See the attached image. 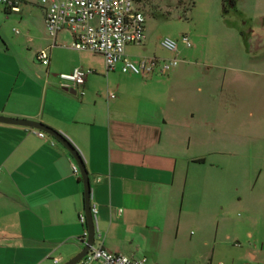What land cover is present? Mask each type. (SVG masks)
Wrapping results in <instances>:
<instances>
[{
  "label": "crops",
  "instance_id": "crops-1",
  "mask_svg": "<svg viewBox=\"0 0 264 264\" xmlns=\"http://www.w3.org/2000/svg\"><path fill=\"white\" fill-rule=\"evenodd\" d=\"M32 2L39 4L27 0L17 12L2 9L29 17L23 35L29 43L34 41L32 14L46 34L43 7L32 9ZM262 38L253 33L245 52L236 56L246 68L220 67L236 73L223 77L221 89L231 91L234 109L224 107L213 116L215 100L208 82L190 91L172 87L173 78L191 65L177 69L184 59L166 79L91 66L80 95L78 89L64 91L58 86L57 74L85 65L80 52L69 47L67 32L58 33L54 44L48 37L33 53L35 59L39 51L49 57L47 66L37 61L39 67L31 45L25 50L21 38H7L0 30V116L40 123L77 148L88 177L89 204L97 208L91 248L145 258L143 264H170L174 255H163L165 236L167 230H178L175 216L186 200H199L207 209L213 196L238 187L244 172L254 170L259 175L252 202L256 218L263 216ZM141 46H126L125 56L132 60L127 49ZM37 133L0 124V264H51L54 257L65 264L88 238L82 239L86 221L85 225L78 221V215H84V196L80 174L72 170L75 161L55 138L45 133L40 138ZM213 154L233 159L213 172V165L206 163ZM262 220L255 230H244L248 243L243 256L254 264H264ZM169 245L173 251L176 244Z\"/></svg>",
  "mask_w": 264,
  "mask_h": 264
},
{
  "label": "rangeland",
  "instance_id": "rangeland-1",
  "mask_svg": "<svg viewBox=\"0 0 264 264\" xmlns=\"http://www.w3.org/2000/svg\"><path fill=\"white\" fill-rule=\"evenodd\" d=\"M24 2L19 3V8L23 9L28 5L27 0ZM32 4V9H38L39 4ZM2 9L0 6L2 34L10 39L21 38L25 50L30 49L31 45L33 62L40 67L33 53L47 43L45 39L48 37L45 32L44 35L41 32L38 16L32 14L34 41L29 43L28 37L23 36L26 34L24 27L30 21L29 17L5 14ZM141 11L144 16L143 46L127 49L131 59H184L185 63L179 64L177 69L187 63L191 65L188 71L180 73L171 81L175 91H190L201 82H208L215 100L212 115L216 116L224 107L232 111L233 95L231 91L227 94L221 89L223 77L236 73H227L220 67L246 68L238 63L236 56L245 52L247 40L253 33L264 35V0H145ZM13 30L19 33L14 34ZM182 36L188 38L190 47L181 43ZM164 38L177 44V53L172 57L170 52L160 46V40ZM260 43L263 46L260 61L264 71L263 38ZM78 55L85 64L83 69L92 68L91 66L104 68L100 56L85 51ZM254 61L257 60L252 59L250 62ZM57 64L60 63L57 61ZM206 68L208 71H205ZM167 77L168 75L154 78ZM226 97L229 100L227 104L222 102ZM261 98H264V91ZM232 159L231 155L213 154L207 156L206 163L213 165L214 172L226 163L231 164ZM258 175V171L254 170L244 172L243 177H240L241 184L229 189L221 197L213 196L207 209L199 200L184 202L181 213L177 212L175 216L179 221L178 230H167L165 236L163 255H174L170 264H254L245 259L242 251L248 243L245 244L244 230H255L257 222L264 219V212L261 213V218H256L257 209L252 202L254 192L258 189ZM170 242L176 244L173 251ZM249 243L252 245L253 242Z\"/></svg>",
  "mask_w": 264,
  "mask_h": 264
},
{
  "label": "built area",
  "instance_id": "built-area-1",
  "mask_svg": "<svg viewBox=\"0 0 264 264\" xmlns=\"http://www.w3.org/2000/svg\"><path fill=\"white\" fill-rule=\"evenodd\" d=\"M43 7V23L47 36L52 40L60 32H67L70 37L69 47L78 52H90L100 55L106 71L119 68L122 74H131L144 78L166 76L179 63L177 57L169 59L143 58L132 61L125 56L126 46H140L144 41V16L141 11L145 0H36ZM19 0H0V6L6 13L17 12ZM181 43L190 47L188 38L181 37ZM160 46L170 53L177 52L175 41L164 38ZM36 60L43 66L49 64L45 51L36 54ZM91 71L80 67L69 73L57 74L58 86L64 91L80 90L85 78ZM113 98V95H110ZM42 138L44 133L38 131ZM77 172L76 165H72ZM97 208L90 207V215L95 227ZM78 221L85 225L83 214ZM87 237L84 228L82 239ZM145 258L134 259L123 254L111 253L97 247L91 248L75 264H143ZM58 257L51 258V264H58Z\"/></svg>",
  "mask_w": 264,
  "mask_h": 264
},
{
  "label": "water",
  "instance_id": "water-1",
  "mask_svg": "<svg viewBox=\"0 0 264 264\" xmlns=\"http://www.w3.org/2000/svg\"><path fill=\"white\" fill-rule=\"evenodd\" d=\"M71 92H74V90H71ZM0 124L22 126L26 128L36 129L42 133H45L55 138L58 142H60L74 159L83 186L84 216H85L87 235H88L84 248L73 259L65 263V264H75L91 249L94 241V233H95V227L93 225L90 215V204H89L90 188L88 183V177L80 153L78 152L77 148L63 134H61L60 132H56L40 123L31 120L6 118L0 116Z\"/></svg>",
  "mask_w": 264,
  "mask_h": 264
},
{
  "label": "trees",
  "instance_id": "trees-1",
  "mask_svg": "<svg viewBox=\"0 0 264 264\" xmlns=\"http://www.w3.org/2000/svg\"><path fill=\"white\" fill-rule=\"evenodd\" d=\"M199 161V160H198Z\"/></svg>",
  "mask_w": 264,
  "mask_h": 264
}]
</instances>
